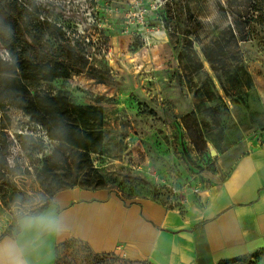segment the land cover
I'll use <instances>...</instances> for the list:
<instances>
[{"label": "rangeland", "instance_id": "374dc122", "mask_svg": "<svg viewBox=\"0 0 264 264\" xmlns=\"http://www.w3.org/2000/svg\"><path fill=\"white\" fill-rule=\"evenodd\" d=\"M20 1L33 6L24 20L43 40L22 38L10 51L2 43L13 33L0 27V236L14 234L21 205L35 215L72 189L57 190L61 171L41 177L49 192L40 183L56 143L22 110L33 96L103 110L93 168L127 204L149 197L176 208L188 194L198 203L241 156L264 147V0ZM42 19L62 26L70 46ZM62 47L83 58V73L49 80L47 60ZM243 256L226 264H264V249ZM55 264L146 263L67 240Z\"/></svg>", "mask_w": 264, "mask_h": 264}, {"label": "crops", "instance_id": "0c3cea01", "mask_svg": "<svg viewBox=\"0 0 264 264\" xmlns=\"http://www.w3.org/2000/svg\"><path fill=\"white\" fill-rule=\"evenodd\" d=\"M59 195L46 210L61 217V232L10 237L28 264H55V247L67 240L146 264H218L264 249V147L241 156L198 203L184 196L181 211L149 197L127 204L106 189Z\"/></svg>", "mask_w": 264, "mask_h": 264}, {"label": "trees", "instance_id": "16d2710c", "mask_svg": "<svg viewBox=\"0 0 264 264\" xmlns=\"http://www.w3.org/2000/svg\"><path fill=\"white\" fill-rule=\"evenodd\" d=\"M29 6L33 9L30 3L22 4L20 0H0V27L13 33V39L4 40L2 45L10 51L15 52L13 49L16 44H20L22 38L36 44L43 40V33L29 30L28 24L24 20L23 11L26 9L23 7L30 9ZM41 21V24L50 31L52 39L67 42L70 46L71 42L66 41V32L62 26L49 19H42ZM21 43L25 44L24 42ZM71 53H73L71 49L62 47L60 52L54 54L55 57L47 60L51 65L48 72L49 80H68L72 74L83 73L85 65V62H81L83 58L80 60ZM18 55L20 54H15V56ZM48 65L46 64L45 67ZM22 110L33 124L45 131L48 140L56 143L55 149L43 158L42 169L38 175L40 183L46 191L49 192L48 188L42 184L41 177L43 178V174L47 171L49 174L61 171L63 182L57 190L74 187L84 190L105 188V182L93 168L91 160V155L99 154L103 146L102 126L104 118L101 108L92 105L77 106L65 96L57 94L53 96L47 92L41 96H33ZM59 153L60 158H57ZM51 205L52 202H46L36 211L35 215L45 211ZM175 207L180 211L182 210L179 204ZM20 230L16 223L14 234H3L0 236V240L4 237L16 236ZM244 258L245 256H239L218 264L233 263Z\"/></svg>", "mask_w": 264, "mask_h": 264}, {"label": "clouds", "instance_id": "9594fccd", "mask_svg": "<svg viewBox=\"0 0 264 264\" xmlns=\"http://www.w3.org/2000/svg\"><path fill=\"white\" fill-rule=\"evenodd\" d=\"M40 202L41 198L38 197L37 204ZM33 206L28 204L20 206L18 225L22 230L21 234L30 231L52 234L63 230L62 219L54 208L33 215L31 212ZM0 264H28L24 259V248L18 240L5 237L3 241H0Z\"/></svg>", "mask_w": 264, "mask_h": 264}, {"label": "water", "instance_id": "95a60500", "mask_svg": "<svg viewBox=\"0 0 264 264\" xmlns=\"http://www.w3.org/2000/svg\"><path fill=\"white\" fill-rule=\"evenodd\" d=\"M210 155L211 156H214L215 155V152L213 150H210Z\"/></svg>", "mask_w": 264, "mask_h": 264}, {"label": "built area", "instance_id": "2783aa9c", "mask_svg": "<svg viewBox=\"0 0 264 264\" xmlns=\"http://www.w3.org/2000/svg\"><path fill=\"white\" fill-rule=\"evenodd\" d=\"M172 191H173V192H175V189H173V188H172ZM193 192H195V193H196L197 191H196V190H194Z\"/></svg>", "mask_w": 264, "mask_h": 264}]
</instances>
